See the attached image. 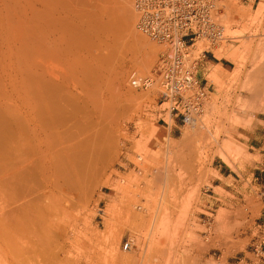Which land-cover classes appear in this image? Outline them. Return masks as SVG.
Here are the masks:
<instances>
[{
    "label": "rangeland",
    "instance_id": "374dc122",
    "mask_svg": "<svg viewBox=\"0 0 264 264\" xmlns=\"http://www.w3.org/2000/svg\"><path fill=\"white\" fill-rule=\"evenodd\" d=\"M118 3L0 0V172L3 157L10 169L16 166L17 110L29 101L31 83L42 84L40 76L52 83L42 84L49 98L56 92L51 101L63 106L61 112L67 108L61 130L73 132L80 125L91 133L106 126L105 136L97 135L104 148L94 154L91 184L82 183L73 197L47 209L49 202L40 196L27 208L23 185L14 184L17 191L10 187L7 195L13 194L9 203L16 206H10L5 226L0 181V248L1 231L8 227L9 251L21 264H264V0H216L218 22L230 40L193 48L208 99L192 126L163 125L161 119L169 121L158 107L156 85L143 91L128 86L131 72L151 73L164 48L134 29V10L137 38L128 37ZM144 41L155 56L141 69L149 49ZM45 66L63 76L51 80ZM69 80H84L88 90H109V108L95 90L87 98L78 95ZM69 103L79 106L80 116ZM81 115L91 118V128ZM127 241L131 249L124 251Z\"/></svg>",
    "mask_w": 264,
    "mask_h": 264
},
{
    "label": "bare ground",
    "instance_id": "6f19581e",
    "mask_svg": "<svg viewBox=\"0 0 264 264\" xmlns=\"http://www.w3.org/2000/svg\"><path fill=\"white\" fill-rule=\"evenodd\" d=\"M91 1V0H90ZM118 1L121 6H122V17H123V21L127 27V30L129 32V35L128 37H132V38H137V34L135 33V30L136 28L133 29V24H134V14L132 13L133 12V8L131 7V3H130V0H116ZM53 2V1H52ZM59 2V1H58ZM109 2V1H108ZM54 3V2H53ZM68 3V2H67ZM118 3V4H119ZM81 4V3H80ZM58 6H61L60 4ZM48 7V6H47ZM74 7V6H73ZM80 10V9H79ZM73 11V10H72ZM83 11V10H82ZM83 14V13H82ZM55 15V14H54ZM121 17V18H122ZM51 20V19H50ZM108 23V22H107ZM110 23V22H109ZM75 25V24H74ZM123 25V24H122ZM113 27V26H112ZM52 29V28H51ZM125 29V28H124ZM51 32V30H50ZM57 32V31H56ZM125 32V31H124ZM51 35V34H50ZM58 35V33H57ZM54 36V35H53ZM64 36V35H63ZM59 37V35H58ZM60 37H62V35H60ZM64 38V37H63ZM54 39L56 40V37H54ZM54 40V41H55ZM58 40H61L58 38ZM65 40V39H63ZM52 41V40H51ZM138 41V40H137ZM65 42V41H64ZM64 42L62 41H59V45L63 44L64 45ZM67 42V41H66ZM65 42V43H66ZM56 44V42H55ZM49 45V44H48ZM72 45V44H71ZM57 46V45H55ZM54 46V48H55ZM144 46H149L148 50H146L145 52V55H144V59L143 60V64L142 62H140L143 67H141V69H144L145 68H148L152 63V59H154V56L153 55V51H154V47H150L149 44H147L146 41H144ZM50 47H51V43H50ZM49 47V48H50ZM48 48V49H49ZM64 48V47H62ZM53 49V48H52ZM153 51H152V50ZM55 51V50H54ZM67 51V50H66ZM109 51V50H108ZM51 52V51H50ZM62 52V51H61ZM52 53V52H51ZM54 53V52H53ZM60 53V52H59ZM55 55L57 54L58 56H60L58 53H54ZM61 54V53H60ZM66 54V53H65ZM62 56V54H61ZM54 57V56H53ZM52 57H49V60L47 59V61L49 62L50 59ZM56 58L58 59V57L56 56ZM61 58V57H59ZM63 58H64V54H63ZM55 59V58H54ZM59 60V59H58ZM45 61V60H44ZM63 61V59H62ZM77 61V60H76ZM64 62V61H63ZM67 62V60H66ZM81 62V61H80ZM74 63V62H73ZM82 63V62H81ZM47 64V63H46ZM67 64V63H66ZM55 65V64H54ZM62 65V64H60ZM65 65V64H64ZM74 65V64H72ZM71 65V66H72ZM48 66V65H47ZM52 66V65H51ZM69 66V65H68ZM67 66V67H68ZM46 67V66H45ZM54 67V66H53ZM57 67V66H56ZM64 67V66H63ZM66 67V66H65ZM137 67V66H136ZM139 67V66H138ZM73 68V67H72ZM71 68V69H72ZM76 68V67H74ZM82 68V67H81ZM46 69H48V67H46ZM45 69V70H46ZM66 69V68H65ZM70 69V68H69ZM43 70L45 73H46V76H49V78H53L55 77V79H57V74L55 73H58L57 71H55V73L53 72V68L49 67L48 70ZM56 70V69H55ZM59 70V69H57ZM61 70V69H60ZM59 70V71H60ZM67 70V69H66ZM139 70V69H138ZM64 71V70H63ZM43 72V73H44ZM66 72V71H65ZM73 72V71H72ZM68 73V72H67ZM41 74V73H39ZM62 76H63V73H61ZM77 74V72H76ZM91 74V73H90ZM42 75V74H41ZM65 77H66V74H64ZM37 75H35V78L37 79L38 76L36 77ZM45 76V74H44ZM61 76V75H60ZM59 76V77H60ZM61 76V77H62ZM68 76V75H67ZM71 76V75H70ZM80 76V75H79ZM85 76V75H84ZM34 77V76H33ZM41 77V78H40ZM38 79L42 80V84L46 85L49 84L48 86H52V83H49V80L48 82H44L43 81V77L40 76ZM58 77V79H59ZM35 78H32V79H35ZM51 78V80H52ZM71 78V77H70ZM77 79L78 78V75H77V78L76 77H73V79ZM35 79V80H36ZM37 79V80H38ZM57 79V80H58ZM65 78H63L64 80ZM80 80V78H78ZM100 79V78H99ZM34 80V81H35ZM38 80V81H40ZM57 80H54V81H57ZM68 80V79H67ZM87 80V79H86ZM94 80V79H93ZM101 80V79H100ZM216 80V79H215ZM66 81V80H64ZM70 83H69V88L71 87V89L75 92L78 93V95H84L83 97L87 98V96H89L90 93H95V95L97 94L98 96H100V101L102 102V104L109 108L108 104L110 103V98H109V90L105 93V92H101L103 90H100L99 89H90L89 87V90L88 89H85V85L84 83H82L84 80L81 81H73L71 82V80H69ZM102 81V80H101ZM128 81V80H127ZM44 82V83H43ZM53 82V81H51ZM126 82V81H125ZM59 83V82H58ZM64 83V82H62ZM98 83V82H97ZM218 83V82H217ZM40 82L37 84V81H35L33 84L31 83V89H30V94L31 96L30 99H28L29 101L28 102H25V103H22L19 107H18V112H17V117H16V133H15V138L16 140H14L16 143V166L13 170L10 169L11 167L8 166L7 163L9 162H6V159L5 157H3V161H1L2 163V167H1V172H0V181L1 183L3 184V191H5V195H3V206H1L3 209V219L2 221L4 222L3 224L6 226V223L7 221L9 220V216H8V212H9V209H10V203L9 201H14L11 199V197L14 199V196H13V192L11 193L12 195L9 196L8 198V189L11 187L12 189H14V192L17 191V189L15 190V187L13 188L12 185L14 184H19V186H22L23 185V189H21V191L23 192V195H24V200L27 201L28 204H26L25 206L23 205L24 203L21 202V201H17V203H22V205L24 207H27L29 208L28 206L31 205L30 204V200L32 199H39V197L43 196L44 197V200L48 201L49 203L46 205V206H43V205H40V206H43V208H47L49 209L50 207L54 206L55 205V202H61L62 200H65V198L67 199V197L71 196L73 197V194H76L77 190L80 188H82V183H86L85 185L87 186V183H88V186L91 184L89 183V181L94 177L93 175L95 174L94 172H92V170H94V166L93 163V158H94V154L97 153L98 151L97 150H101L100 147L102 146V142H101V138H97V135H104L105 136V127H101L100 124H97L98 126L100 125L99 129L98 130H94V132H90V130L88 129V127L86 129H82L83 126H80L79 125L78 127L79 128H75L76 131H73V132H70V129L68 126V130H61L63 126H65L63 124L62 126V123H63V118H64V115H65V111L67 110V106L70 105V107H73L76 111V108L77 106H71L72 104L69 103V105L67 104V106L65 107L66 110L64 112H61L62 109L61 107L63 108V106H60L58 103V100L57 102L58 103H54L51 101V98L53 99V94L56 93L55 90H54V93L51 94L52 97L49 98V94L50 92H47L46 89H44V87H42V84H40ZM56 83H54L55 85ZM66 84V83H65ZM91 84V83H90ZM53 85V88L57 87V84L56 86L54 87ZM62 85V84H61ZM64 85V84H63ZM67 85V84H66ZM88 85V84H87ZM93 85V83H92ZM91 85V86H92ZM95 85V83H94ZM47 86V85H46ZM85 86V87H84ZM97 86V85H96ZM102 86V85H101ZM58 87H59V84H58ZM65 86H63V89H64ZM67 87V86H66ZM67 87V88H68ZM99 88V86H97ZM47 88V87H46ZM49 88V87H48ZM47 88V89H48ZM61 88V87H59ZM87 88V87H86ZM93 88V87H92ZM96 88V87H95ZM57 89V88H56ZM62 89V88H61ZM107 89V88H106ZM52 91V88L50 89ZM49 90V91H50ZM67 92H68V89H65ZM95 90V92H94ZM57 91V90H56ZM49 93V94H48ZM58 93V92H57ZM60 93H61V90H60ZM59 93V94H60ZM69 93V92H68ZM76 93V95H77ZM58 94V95H59ZM66 94V92H65ZM75 94V93H73ZM64 95V90L61 94V96ZM77 95V98H80L81 96H78ZM113 95V94H112ZM130 95V94H129ZM55 96V95H54ZM65 96V95H64ZM74 96V95H73ZM73 96H71V102H73L74 98ZM91 96V95H90ZM98 96H97V99H98ZM58 97V96H57ZM94 97V96H93ZM91 97V99L93 100L94 98ZM55 98V97H54ZM59 98V97H58ZM64 98V97H63ZM62 98V99H63ZM68 98V96H67ZM66 96H65V99H67ZM70 98V97H69ZM74 100V102L76 101V99ZM82 98V97H81ZM83 98V99H84ZM90 98V97H89ZM88 98V100H89ZM112 98V97H111ZM56 99V98H55ZM55 99H53L55 101ZM61 99V100H62ZM82 99V102L84 101H87L86 99L83 101ZM90 99V100H91ZM96 99V98H95ZM96 101L98 102L99 100ZM81 100V99H79ZM78 100V102L80 103V101ZM69 101V100H68ZM78 102H76L77 104H79ZM92 102V101H91ZM94 102V101H93ZM109 102V103H108ZM65 103V102H64ZM85 103V102H84ZM66 104V103H65ZM86 104V103H85ZM89 104V103H88ZM86 104V105H88ZM92 104V103H91ZM90 105V104H89ZM94 107H95V103L93 104ZM92 105V106H93ZM101 104H98L99 108L102 106H100ZM81 106V105H80ZM76 107V108H75ZM79 107V106H78ZM89 106H87L88 108ZM81 108V107H80ZM79 108V109H80ZM96 108V107H95ZM98 108V109H99ZM102 108V107H101ZM72 109V108H71ZM70 109V110H71ZM96 109V110H98ZM104 109V108H103ZM73 110V109H72ZM81 110V109H80ZM86 110V108H83V111ZM93 110V109H92ZM74 111V113H75ZM78 111V110H77ZM76 111L77 114H79L78 112ZM91 111V110H90ZM90 111H84V112H87L86 114H90L88 112ZM95 111V110H94ZM100 111V110H99ZM104 111V110H103ZM102 111V112H103ZM115 111V110H114ZM101 112V111H100ZM105 112V111H104ZM63 113V117L60 116V114ZM92 111H91V115H92ZM106 113V112H105ZM112 113V112H111ZM77 114H75V116H78ZM81 114V113H80ZM79 114V116H80ZM95 114V113H94ZM114 114V113H113ZM69 115V114H68ZM74 115V114H73ZM72 115V117H73ZM96 115V114H95ZM95 115H92V116H95ZM107 115V113H106ZM71 116V114H70ZM82 117L84 115H81ZM88 116V115H87ZM90 116V115H89ZM122 116V115H121ZM66 117V116H65ZM86 116L83 117V120L85 119L84 122L86 123H89L88 126H90V122L91 120L89 121V119H91L90 117H87L85 118ZM67 118V117H66ZM74 118V117H73ZM79 118V117H78ZM89 118V119H88ZM97 118V116L95 117ZM88 119V120H87ZM93 119V118H92ZM104 119V118H103ZM118 119V118H117ZM88 122H87V121ZM65 121V120H64ZM71 121V120H70ZM75 121V120H74ZM78 123L79 121H82V120H77ZM93 121V120H92ZM95 121V120H94ZM94 121L92 123H94ZM101 121V120H100ZM98 122V121H97ZM77 123V122H76ZM85 123V125H87ZM75 124V123H74ZM83 124V123H82ZM106 124V123H105ZM76 125V126H77ZM103 125V124H102ZM108 125V124H107ZM73 126V125H72ZM71 126V127H72ZM93 126V124H92ZM66 127V126H65ZM94 127L96 128L97 126L94 125ZM93 127V128H94ZM108 127V126H107ZM205 127V126H204ZM91 128V126H90ZM92 128V129H93ZM109 128V127H108ZM111 129V128H110ZM72 130V129H71ZM74 130V129H73ZM208 131V129H206ZM111 131V130H110ZM109 131V132H110ZM210 131V130H209ZM14 133V132H13ZM107 133V132H106ZM210 133V132H209ZM108 135V134H107ZM205 135V134H204ZM100 137V136H99ZM192 137V136H191ZM9 138V137H8ZM13 138V137H12ZM105 138V137H104ZM99 139H100V142H99ZM98 140V141H97ZM106 139H102V141H105ZM7 143H9L8 141H6ZM4 143V142H3ZM100 143V144H99ZM10 144V143H9ZM13 144V143H12ZM98 144L100 145L99 146V149L97 148ZM107 144V143H105ZM104 145V144H103ZM113 145V144H112ZM8 146V145H7ZM105 147H107L105 145ZM102 148V147H101ZM104 148V146H103ZM102 148V149H103ZM13 149V148H12ZM97 149V150H96ZM10 151V149H8ZM2 151V150H1ZM7 151V150H6ZM101 152V151H100ZM99 152V153H100ZM105 152V151H104ZM4 155H5V152H2ZM1 153V154H2ZM14 153V152H13ZM15 154L13 157H15ZM101 154V153H100ZM104 154V153H103ZM13 155V154H12ZM106 155V154H105ZM196 155V154H195ZM198 156V155H197ZM2 157V156H1ZM12 157V158H13ZM10 158V156H9ZM11 158V159H12ZM10 159V160H11ZM96 159H97V156H96ZM108 159V158H107ZM13 160V159H12ZM98 160V159H97ZM198 161V160H197ZM97 162V161H96ZM98 163V162H97ZM94 173V174H93ZM93 176V177H92ZM35 181H39L41 183V186H43V188L40 190L39 187H36L35 185H37V183ZM29 186H32V184H34L33 187H29ZM82 185V186H81ZM15 186V185H14ZM16 186V187H17ZM25 187V188H24ZM38 188L39 190H36L35 189ZM84 188V187H83ZM36 193H35V191ZM80 190V189H79ZM78 190V192L80 193V191ZM20 191V190H19ZM90 191V190H89ZM21 193V192H19ZM3 194V192H2ZM39 195L37 197V195ZM85 194V192H84ZM18 195V194H17ZM89 196V195H88ZM16 198L20 199L18 196H16ZM27 200H26V199ZM22 199V198H21ZM28 199H29V202H28ZM43 199V198H41ZM23 201V200H22ZM33 201V200H32ZM31 201V202H32ZM41 202V200H40ZM39 202V203H40ZM156 202V201H155ZM12 203V202H11ZM14 203V202H13ZM42 203H44L42 201ZM41 203V204H42ZM37 204V203H36ZM35 204L36 207H39ZM146 204V203H145ZM152 204V203H151ZM17 205H20V204H17ZM20 206L22 209L24 208L23 206ZM13 208L15 209V206L16 204L12 205ZM33 206V204H32ZM35 206H33V208H36ZM141 206V205H140ZM150 206V205H149ZM155 206V205H154ZM66 207V206H65ZM85 207V206H83ZM151 207V206H150ZM20 208V211H23L24 210H21ZM31 208V206H30ZM40 208V207H39ZM79 208V207H78ZM143 208V207H142ZM141 208V209H142ZM145 208H149V207H145ZM153 208V207H152ZM32 209V208H31ZM41 209V208H40ZM39 209V210H40ZM152 210V209H151ZM14 211V210H13ZM42 211V210H41ZM62 211V210H60ZM141 211V210H140ZM139 211V212H140ZM145 211V210H144ZM150 211V209H149ZM22 212V213H23ZM26 212V211H25ZM1 213V212H0ZM27 213V212H26ZM26 213H23L24 215ZM28 213H30L28 211ZM43 213V212H42ZM143 213V212H141ZM32 214V213H31ZM31 214H26L28 216H25V217H29ZM39 215V212L37 213ZM33 215V214H32ZM32 215L30 216V218L32 217ZM41 215V214H40ZM139 215V214H138ZM43 216V215H42ZM135 217L137 215H134ZM11 218V217H10ZM139 218V217H138ZM27 219V218H26ZM135 219V218H134ZM142 219V218H141ZM143 220V219H142ZM1 222V220H0ZM9 222V221H8ZM31 222V221H30ZM26 224V223H25ZM2 225V226H4ZM9 225V223H8ZM12 225V224H11ZM14 226V225H13ZM6 228V227H5ZM5 228L2 229V233H1V240H2V245H1V250H0V259L3 261V263L5 264H21L20 262H18L15 257L12 255V253L9 251L10 250V246L12 245V241H10L9 239L12 238V237H9L8 235V232L9 230H6L5 231ZM8 228V227H7ZM6 228V229H7ZM13 231V230H12ZM12 234V233H11ZM11 236V235H10ZM13 236V235H12ZM79 263V262H78ZM1 264V263H0ZM80 264V263H79Z\"/></svg>",
    "mask_w": 264,
    "mask_h": 264
},
{
    "label": "built area",
    "instance_id": "2783aa9c",
    "mask_svg": "<svg viewBox=\"0 0 264 264\" xmlns=\"http://www.w3.org/2000/svg\"><path fill=\"white\" fill-rule=\"evenodd\" d=\"M136 30L162 46L151 73L131 72L128 86L135 91L153 85L159 89L158 107L169 122L192 126L203 114L208 91L198 79L199 59L192 51L197 43L207 47L230 40L218 22L216 0H131ZM204 56V52H202ZM131 249L130 241L124 251Z\"/></svg>",
    "mask_w": 264,
    "mask_h": 264
}]
</instances>
